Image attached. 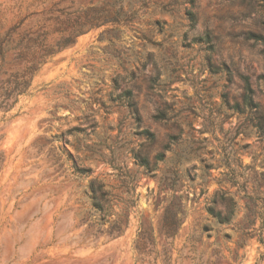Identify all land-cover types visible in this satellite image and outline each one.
<instances>
[{
  "label": "rangeland",
  "instance_id": "rangeland-1",
  "mask_svg": "<svg viewBox=\"0 0 264 264\" xmlns=\"http://www.w3.org/2000/svg\"><path fill=\"white\" fill-rule=\"evenodd\" d=\"M76 18L94 25L65 45ZM245 78L264 126V0H0V264H264V136ZM162 152L154 176L134 159ZM124 172L134 203L103 219L90 180L125 198ZM214 194L228 223L207 213ZM142 229L156 262L139 260Z\"/></svg>",
  "mask_w": 264,
  "mask_h": 264
},
{
  "label": "trees",
  "instance_id": "trees-1",
  "mask_svg": "<svg viewBox=\"0 0 264 264\" xmlns=\"http://www.w3.org/2000/svg\"><path fill=\"white\" fill-rule=\"evenodd\" d=\"M190 4H192V0H190ZM188 21L193 23L194 21V14L192 11L187 12ZM80 18H76L74 23L76 24L75 27L71 25L70 27V34L65 42L66 44H72L74 41V38L85 30L86 26H92L94 24H91L89 20H86L84 23L78 22ZM9 84V83H8ZM28 82H23V84L14 83L13 85H10V90L12 95H19L22 92H25L27 89ZM242 107L248 108L250 112L259 115L258 113V106L253 101V90L248 82V80L244 79V92L242 96ZM234 108H236L239 112L241 111L240 105L235 104ZM158 118V117H157ZM259 123L257 124V130L264 136V126L262 117L259 115ZM146 135V139L152 143L154 141V135L150 133L147 130H144L142 132ZM164 156V152L157 154L154 157L153 162H150L146 157H141L136 155L134 159L138 163L139 166L143 167V169L146 171L147 174H151V176L156 175L157 171V164L158 162L162 161ZM124 176L128 179V181H123L121 188L123 191L120 193L121 196L114 193L115 188L109 185H104L100 180L97 178H93L90 180V199L91 204L95 211L99 213L103 219H108L113 216H117L113 212V206H115V202H122L126 205L133 204V196L135 193V185L133 184V178L128 174V172L123 173ZM215 195L212 197V200L210 202V205L207 207V213L212 216L217 222L219 223H228L232 212H222L215 209L216 201H215ZM173 199L178 200V198L174 197ZM227 208V206H226ZM167 213V212H166ZM164 214L161 227H160V235L162 237H165L166 239L171 238L173 239L174 236L177 234V231L181 224V219L178 218L177 211H174L171 215V218L168 219ZM128 224V217L125 216L123 221L122 219H114L112 223H110V227L107 230V236L111 239L118 238L121 236ZM94 236V233H91ZM154 248V241L152 237V231L148 229H142V231L138 234V242L136 246V250L139 254V256H142L143 259H139L140 261H144V257H149L152 254H155V257L153 258L154 262H156L157 253L153 251ZM164 249V248H163ZM166 256L165 249L163 250ZM167 258V259H166ZM165 258V262L169 259L168 257Z\"/></svg>",
  "mask_w": 264,
  "mask_h": 264
}]
</instances>
